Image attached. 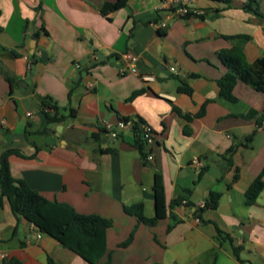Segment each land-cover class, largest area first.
Here are the masks:
<instances>
[{
    "label": "crops",
    "instance_id": "0c3cea01",
    "mask_svg": "<svg viewBox=\"0 0 264 264\" xmlns=\"http://www.w3.org/2000/svg\"><path fill=\"white\" fill-rule=\"evenodd\" d=\"M165 1L127 0L104 15L101 7L116 0H0V66L16 79L11 90L0 70V157L5 148L21 150L26 159H10L14 178L79 214L113 221L107 251L96 264H264V191L246 204L247 190L264 171V93L239 82L237 101L230 102L218 86L227 71L218 52L241 48L250 64L264 57V0L262 17L241 8L246 0H232L188 18L173 16ZM126 54L146 68L166 70L143 72L154 75L152 82L121 75ZM183 85L191 91L180 92ZM45 97L61 114L75 110L76 118L41 135ZM176 109L204 114L188 122ZM124 119L154 129L152 161L142 158L135 132L117 139L106 132ZM156 174L163 179L166 212L149 227L124 207L142 203L144 215L155 216ZM216 195V208L197 218L199 205ZM132 233L131 244L119 248ZM11 259L90 264L17 219L4 199L0 264Z\"/></svg>",
    "mask_w": 264,
    "mask_h": 264
},
{
    "label": "trees",
    "instance_id": "16d2710c",
    "mask_svg": "<svg viewBox=\"0 0 264 264\" xmlns=\"http://www.w3.org/2000/svg\"><path fill=\"white\" fill-rule=\"evenodd\" d=\"M231 6L232 0H220ZM127 0H116L113 4H104L101 7V12L104 15L118 11L126 6ZM241 8L248 13H252L258 17H262L261 13V0H246L242 3ZM188 18V17H185ZM0 27V32H1ZM14 57L19 54L12 51ZM218 57L223 65L227 68L225 75L218 81L220 96L230 102H236L234 96V89L239 82H242L257 92L264 93V57L257 60L255 63L250 64L241 48H232L230 50H223L218 52ZM0 70L4 73L5 79L10 85L11 90L16 82V79L9 73ZM193 77H200L193 75ZM182 93H189L191 90L188 86L183 85L179 88ZM143 91L133 94L131 99L140 95ZM176 112L183 117L186 121H191L194 117H201L204 110L196 116L183 115L179 110ZM42 113L45 116L47 127L44 128L40 134L47 135L50 132L49 126L60 124L67 119H75L76 111L70 110L68 115L60 113L56 103L49 97L42 99ZM244 118L249 117L242 116ZM124 121H128L124 119ZM144 124L142 120L135 121L133 132L137 137L136 145L141 152L143 159L147 160V153L144 152V141L140 135L141 126ZM28 138V133L26 132ZM11 157H18L26 159V156L19 149L5 148L0 157V190L1 201L7 200L10 204L12 213L17 219L23 218L31 223L41 233L48 235L58 241L63 247L69 249L80 256L82 259L90 264H96L106 253V232L112 228L113 221L103 218L98 215H83L77 213L74 208L68 204L50 201L45 198L41 193L33 190L30 186L21 179H16L12 176L10 171ZM264 171L253 182L246 192V204L253 205L262 191H264ZM153 192L155 197L156 214L152 218H147L144 215V205L137 203L131 206L124 207V213L129 216L136 217L142 224L155 227L160 221L165 218L166 203H165V190L162 176L155 175ZM189 193V192H188ZM219 196H213L210 204L204 207L197 208L195 216L201 218V213L205 208H216ZM183 198L174 201L171 208L178 206L182 203ZM186 205H191L186 203ZM134 234L124 243L120 244L119 248H127L133 241ZM228 236L218 230V237ZM234 256L238 257L239 250L234 248ZM5 264H22L17 259L5 261Z\"/></svg>",
    "mask_w": 264,
    "mask_h": 264
},
{
    "label": "built area",
    "instance_id": "2783aa9c",
    "mask_svg": "<svg viewBox=\"0 0 264 264\" xmlns=\"http://www.w3.org/2000/svg\"><path fill=\"white\" fill-rule=\"evenodd\" d=\"M188 1L190 0H166L164 2V5L173 16L180 17V18L203 17L205 15V9L200 8V7H193L190 4H188ZM163 27L165 28L166 25L163 24ZM125 60H126V67L120 70L121 75H125L127 73L137 74L138 76L141 77V79L144 82L154 81L155 79L154 75L146 74L140 71V69L137 66L138 59L136 56L132 54H126ZM76 67L80 68V65L77 64ZM170 70L173 73H177L174 67H171ZM28 116H31V113H28ZM135 121L121 120L118 122L116 126L107 125L105 130L112 139H117L119 138L122 132H125L128 130L133 131V127L135 126ZM140 135L144 141L145 146L148 147L149 149L147 153L148 154L147 160L152 161L154 159V156L152 154V148L154 147L156 143L154 129L148 124H142ZM183 203L186 204L187 201H184ZM199 207H202V206L199 205Z\"/></svg>",
    "mask_w": 264,
    "mask_h": 264
},
{
    "label": "water",
    "instance_id": "95a60500",
    "mask_svg": "<svg viewBox=\"0 0 264 264\" xmlns=\"http://www.w3.org/2000/svg\"><path fill=\"white\" fill-rule=\"evenodd\" d=\"M190 5L193 7H200L203 9L215 8V9H222L228 6L227 3H224L220 0H191ZM38 36L35 35L34 39L37 40ZM138 68L142 72H152L155 74H159L160 72H165L164 67H158L155 70H151L150 68H146L143 66L142 63L137 64ZM0 145H3V136L0 134Z\"/></svg>",
    "mask_w": 264,
    "mask_h": 264
}]
</instances>
